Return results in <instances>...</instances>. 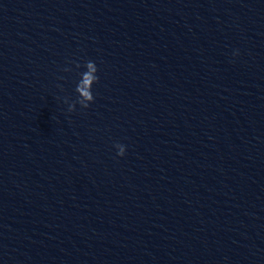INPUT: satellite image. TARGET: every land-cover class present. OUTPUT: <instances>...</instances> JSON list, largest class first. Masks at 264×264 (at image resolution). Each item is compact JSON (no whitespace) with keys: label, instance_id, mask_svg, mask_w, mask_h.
I'll return each instance as SVG.
<instances>
[{"label":"clouds","instance_id":"obj_1","mask_svg":"<svg viewBox=\"0 0 264 264\" xmlns=\"http://www.w3.org/2000/svg\"><path fill=\"white\" fill-rule=\"evenodd\" d=\"M88 71L82 73V79L80 83L77 84L76 92L82 97V101H80L83 108H88L90 103H85L84 101L93 102L94 96L92 94V86L94 83L98 82L97 66L93 61H88L85 65ZM75 105L69 106V112L74 111ZM115 147L118 149L117 155L124 156L126 147L122 144H116Z\"/></svg>","mask_w":264,"mask_h":264}]
</instances>
